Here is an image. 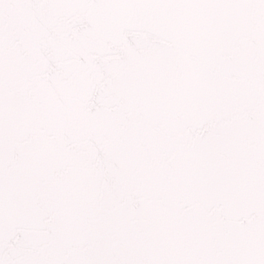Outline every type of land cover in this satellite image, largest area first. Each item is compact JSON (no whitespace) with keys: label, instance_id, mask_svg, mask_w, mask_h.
I'll use <instances>...</instances> for the list:
<instances>
[{"label":"snow or ice","instance_id":"snow-or-ice-1","mask_svg":"<svg viewBox=\"0 0 264 264\" xmlns=\"http://www.w3.org/2000/svg\"><path fill=\"white\" fill-rule=\"evenodd\" d=\"M0 264H264V0H0Z\"/></svg>","mask_w":264,"mask_h":264}]
</instances>
